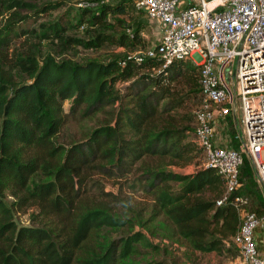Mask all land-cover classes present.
<instances>
[{
	"label": "trees",
	"instance_id": "trees-1",
	"mask_svg": "<svg viewBox=\"0 0 264 264\" xmlns=\"http://www.w3.org/2000/svg\"><path fill=\"white\" fill-rule=\"evenodd\" d=\"M61 4L0 0V15L8 13L0 27V264H164L141 251L159 250L146 232L160 215L171 227L163 229L166 236L201 253L239 256L233 236L241 208L264 215L248 158L239 188L221 205L225 187L216 169L185 174L143 166L155 205L143 221L127 214L129 198L105 191L95 179L124 175L146 157L185 166L201 153L194 134L202 103L199 66L188 59L163 66L143 54L152 46L142 26L134 18V25H126L121 17L138 11L134 0L81 8L71 19L38 21ZM43 41L60 55L76 46L121 50L102 59H57L42 53ZM189 101L197 104L194 111ZM71 121L79 125V138L68 130ZM230 135L236 148L235 128ZM235 195L250 197L249 205L236 207ZM119 204L126 210L117 211ZM30 207V224L18 225L14 211Z\"/></svg>",
	"mask_w": 264,
	"mask_h": 264
},
{
	"label": "built area",
	"instance_id": "built-area-1",
	"mask_svg": "<svg viewBox=\"0 0 264 264\" xmlns=\"http://www.w3.org/2000/svg\"><path fill=\"white\" fill-rule=\"evenodd\" d=\"M120 0H106L113 3ZM135 7L160 27L158 42L143 54L163 66L188 59L199 66L202 103L195 110V142L204 167L222 176L223 204L240 186L245 158L264 180V0H134ZM140 59V58H137ZM216 109V111H215ZM235 128L236 148L215 142V123ZM231 138V137H230ZM238 208L249 198L235 195ZM264 215L241 208L233 242L239 264H264L254 240Z\"/></svg>",
	"mask_w": 264,
	"mask_h": 264
},
{
	"label": "rangeland",
	"instance_id": "rangeland-1",
	"mask_svg": "<svg viewBox=\"0 0 264 264\" xmlns=\"http://www.w3.org/2000/svg\"><path fill=\"white\" fill-rule=\"evenodd\" d=\"M50 1H62V4L55 10L50 11L49 14L41 16L38 21H53L63 17L64 19H71L75 16L79 9L85 7H93L96 4L106 3V0H36L38 3L50 2ZM138 11H133L128 14H122L121 17L125 19L126 25H134L133 18L137 20L142 26L141 34L142 37L147 41L149 46H154L160 36V27L159 25L150 20L146 14L136 8ZM115 14H111L108 17L113 18ZM7 12H3L0 15V27H3L7 24ZM85 25H82L79 29V33L85 29ZM130 29L127 28V32ZM42 53L50 52L57 59L70 58L72 60L84 61L88 59H102L105 58L109 53L116 52L121 50V48L114 49L112 46L103 47L98 50L85 49L80 46L73 47L69 49L65 54L60 55L61 53L55 47L54 44L43 41ZM126 84H117V86L124 87ZM197 104H194L192 101L188 103L189 109L194 111ZM67 106V104H66ZM179 112L182 114L185 112V108H179ZM98 116L103 117V115L98 114ZM93 122H89L92 124ZM229 132L233 130L234 124L228 123ZM79 125L75 121H71L68 130L76 134V137L79 138ZM192 137V136H190ZM261 158L264 159V152L261 153ZM143 166L150 167L151 169H164L179 173H193L195 170L204 167V157L201 153L198 156L185 166H180L170 163L168 157H146L140 162H136L135 165L131 168L130 172L124 173V175L113 174L107 176L104 174H96L95 179H97L101 187L105 191H110L114 194H117L121 199L127 200L130 199V210L127 211V214L134 219H140L141 221L149 218L150 213L154 208V197L152 192L146 188V178L143 176L145 170ZM255 188L259 191L260 198L264 202V180L260 178L257 173V170L253 168ZM118 173V172H116ZM171 187L176 189L178 187L177 183L170 182ZM250 198V197H249ZM6 201L10 204L12 201L10 196L5 197ZM252 203L250 199V204ZM117 211H125V207L122 204H119L116 208ZM35 212L33 207L23 208L20 211H14V219L18 225H29L30 224V213ZM137 222V221H135ZM167 219L160 215L156 218L154 226H151L150 231H147L151 242L155 245H158L159 250L154 252L150 251L148 247L142 246L141 251L144 253L142 257L149 260H160L164 264H239L240 258L237 256L236 252H224L222 254L212 252L201 253L192 249L190 244L180 239L179 237H168L165 234L163 229H170L169 225H166ZM136 229H141L137 224ZM147 229V228H144ZM156 229V230H154Z\"/></svg>",
	"mask_w": 264,
	"mask_h": 264
},
{
	"label": "crops",
	"instance_id": "crops-1",
	"mask_svg": "<svg viewBox=\"0 0 264 264\" xmlns=\"http://www.w3.org/2000/svg\"><path fill=\"white\" fill-rule=\"evenodd\" d=\"M214 127L216 132L215 142L219 145L231 147V135L228 124L217 120ZM254 240L259 250V254L264 258V221H261L256 227L254 231Z\"/></svg>",
	"mask_w": 264,
	"mask_h": 264
}]
</instances>
